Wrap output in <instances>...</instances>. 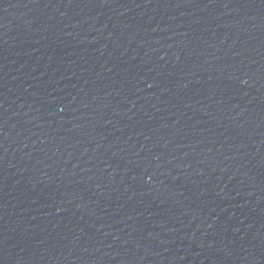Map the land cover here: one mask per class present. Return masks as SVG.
<instances>
[{
  "label": "water",
  "instance_id": "95a60500",
  "mask_svg": "<svg viewBox=\"0 0 264 264\" xmlns=\"http://www.w3.org/2000/svg\"><path fill=\"white\" fill-rule=\"evenodd\" d=\"M0 264H264V0H0Z\"/></svg>",
  "mask_w": 264,
  "mask_h": 264
}]
</instances>
